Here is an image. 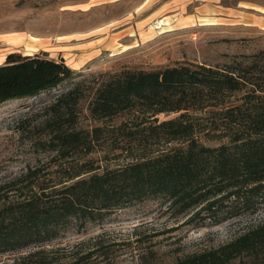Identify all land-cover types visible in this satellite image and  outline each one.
<instances>
[{"label": "trees", "instance_id": "1", "mask_svg": "<svg viewBox=\"0 0 264 264\" xmlns=\"http://www.w3.org/2000/svg\"><path fill=\"white\" fill-rule=\"evenodd\" d=\"M73 75L64 60L9 54L0 65V103L36 97ZM99 76L96 87L86 91L78 81L49 106L50 138L44 146L77 160L58 167L54 184L32 182L40 169H28L26 182L0 184V255L51 242L73 221L84 225L151 200L195 216L264 203V50L226 68L184 62ZM85 110L98 121L128 116L144 147L114 168L80 160L105 130L79 127ZM162 113L177 115L161 121ZM127 125L122 121L118 129ZM12 185L16 197L9 195ZM100 245L78 254L74 264L108 255ZM171 264H264V220L217 249Z\"/></svg>", "mask_w": 264, "mask_h": 264}, {"label": "rangeland", "instance_id": "2", "mask_svg": "<svg viewBox=\"0 0 264 264\" xmlns=\"http://www.w3.org/2000/svg\"><path fill=\"white\" fill-rule=\"evenodd\" d=\"M261 50L264 0H0V65L12 53L40 54L64 60L74 71L73 78L56 89L0 103V184L24 179L28 169L41 170L32 182L54 184L58 167L77 160L60 157L44 142L50 138L49 106L78 81L87 91L97 86L102 73L152 71L184 62L232 67ZM176 115L157 117L162 121ZM122 121L128 125L119 130ZM78 122L85 130L105 128L93 151L80 160L114 168L144 147L128 116L98 121L85 110ZM11 188L9 195L18 196L17 186ZM237 209L195 216L196 212H179L170 202L151 200L84 225L73 221L51 242L0 255V264L42 259L47 264H74L78 254L100 244L108 255L95 254L81 264H171L217 249L264 220V203L251 210L240 204Z\"/></svg>", "mask_w": 264, "mask_h": 264}]
</instances>
